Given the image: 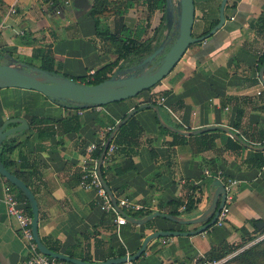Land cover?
Instances as JSON below:
<instances>
[{"label":"crops","instance_id":"crops-1","mask_svg":"<svg viewBox=\"0 0 264 264\" xmlns=\"http://www.w3.org/2000/svg\"><path fill=\"white\" fill-rule=\"evenodd\" d=\"M63 1L49 9L42 0H0V51L28 57L33 48L50 46L57 71L72 77L92 78L96 70L112 62L116 55L107 51L105 42L95 34L94 22L89 16L93 0L83 10L74 9L72 0ZM220 2L194 0V21L203 27L218 21ZM12 5L15 13L7 15ZM227 6L232 7L225 10ZM225 8L228 19L224 25L200 44L190 45L167 76L131 100L78 111L81 124L76 131L61 132L57 121L64 117L65 111L42 93L24 88H0V125L11 117L25 119L29 128L33 117L50 119L48 123L34 124L26 145L10 154L12 168L19 167L35 195L39 209L38 233L48 248L100 262L109 258L110 248L123 247L126 254H134L153 231L181 230V225L161 217L151 220L153 225L149 227L145 226L147 223L133 224L127 220L120 225L116 221L119 213L101 207L95 188L79 185L77 174L85 149L91 143L99 144L100 132L104 131L94 129L98 117L109 115L117 122L134 103L157 104L163 98L160 105L165 116L162 118L169 124H178L182 130L222 125L246 142L259 144V129L264 130V89L259 79L258 56L264 50V30L256 22L259 16L264 19V0H227ZM145 10L143 5L135 6L120 16L110 17L107 23L112 31L145 24ZM162 15L161 10L151 14L149 35ZM165 15L164 43L176 32L177 8L172 3L166 5ZM201 30L202 26L196 35ZM134 70L132 64L125 63L118 72ZM239 116L240 127L235 129L233 123ZM136 118L143 134L137 153L132 156L135 167L115 174L114 167L128 157L124 153L103 164L116 201L124 198L141 207L130 210L132 213L168 209L185 217L199 215L215 190L214 179L205 173L207 160L218 159L223 177L236 181L234 199L222 225L215 224L196 235L153 239L138 264H186L193 257L209 254L212 246L239 243L241 232L251 233L256 228L255 221H264V167L246 168L242 164L244 159L253 156L254 150L225 149L229 135L219 129L216 130L225 135L216 137L210 149L199 150V137L168 145L174 137L161 128L153 109H139ZM150 147L154 148L156 159L152 158ZM108 165L112 169L107 170ZM4 182L0 175V264H22L28 251L18 235L17 222L6 213ZM189 195L199 202L185 214L180 209L186 205ZM192 228L189 225L184 230Z\"/></svg>","mask_w":264,"mask_h":264},{"label":"water","instance_id":"water-1","mask_svg":"<svg viewBox=\"0 0 264 264\" xmlns=\"http://www.w3.org/2000/svg\"><path fill=\"white\" fill-rule=\"evenodd\" d=\"M226 2L227 0H221L218 12V21L209 30V32L204 35L193 36L192 27L195 20L194 0H179V16L177 20L175 39L170 43L169 47L166 50H164L165 43L163 42L150 54L142 58L134 67L135 70L137 68H141L139 72H136L134 70L135 72L129 73L125 76L114 73L109 78L99 83L86 84L63 78L39 67H30L25 63H20L22 68H17L13 66L12 62H7L0 64V88L15 87L32 89L52 99H58L84 106H101L107 103L123 101L125 99L134 97L142 91L153 87L156 83L167 76L177 64V62L182 58L185 51L190 45L205 40L224 25L226 20L224 13ZM71 4L74 9L83 10L89 7V0H72ZM170 4L171 1L167 0L166 5L168 6ZM162 52L163 54L161 59H159L156 64H154L153 60ZM148 64H150V66L148 67V69H145ZM263 75L264 64L259 70V79L264 84ZM142 108L153 109L159 124L163 128L173 133H177L183 136H191L219 129L227 133L233 139L237 140L244 147L250 148L254 151H264V145H251L226 126L208 125L194 130H182L174 125L167 123L161 116L159 106L155 103H142L138 105L137 108H132L124 118L116 122L115 126L113 127L103 144V148L97 162V174L99 175L102 187L105 189L107 195L109 196L112 206L121 216L125 218V220L133 224L144 225L156 217H161L179 225H192L195 227L189 230L153 231L143 239L141 246L134 254L124 255L121 257H113L100 262H91L59 253L53 251L45 244H43L38 233L39 209L33 191L22 179H20L17 175L11 173L4 166L0 158V175L5 178V180L14 185L19 191H21L28 201L32 217V234L40 252L45 255L76 264H113L123 262L126 259L134 261L138 259L142 255V253H144L148 242L153 239L161 237L196 235L206 231L208 228L215 225L217 216L224 205L226 197L224 185L219 179L213 180L215 190L209 200L207 207L199 215L194 217H185L183 215L153 211L143 217L135 218L131 215H128L117 206L116 198L114 197L111 189L101 175V163L109 143L113 140L120 127L133 114H136L137 111ZM28 127L29 125L27 121L21 117H11L5 119L0 125V145L7 138L16 135L17 133L27 129ZM254 225L257 229H261L264 227V221H255Z\"/></svg>","mask_w":264,"mask_h":264},{"label":"trees","instance_id":"trees-1","mask_svg":"<svg viewBox=\"0 0 264 264\" xmlns=\"http://www.w3.org/2000/svg\"><path fill=\"white\" fill-rule=\"evenodd\" d=\"M44 3L48 4V8L52 9L54 6L58 4H62L64 1L63 0H42ZM166 2L167 0H93L89 9V16L93 19L94 22V27H95V34L101 38L105 44L107 45L108 49H113V52L116 54V58L98 70L94 72V75L92 78L89 76H80V77H72L69 75H66L64 73H61L60 71H57L54 68L55 65V57L52 53V50L50 46H44V47H36L33 48L32 53L30 56L25 57V56H14L10 52H4L0 51V54H6L9 55L10 57H13L15 62H20V63H25L29 65L30 67H39L44 70H47L53 74H56L58 76H61L63 78H67L76 82H81V83H86V84H96L99 83L107 78H109L111 75H113L115 72L118 70H121L124 67V64L126 63L127 65H133L134 67L136 64L145 56L150 54L154 49H156L159 45H161L164 41V31L166 30V24L164 23L166 21V15H165V9H166ZM196 5V3H194ZM138 5H143L146 8V19H145V24L141 23L138 25H135L134 27H126L122 26L119 31H112L107 23V20L110 17L114 16H120L124 14L126 11L129 9L138 6ZM234 6V5H232ZM232 6H227L225 10L229 9ZM156 10H161L163 11V15L160 18V21L157 26H155L152 29L151 35H149V30H150V17L151 14L156 11ZM225 18L228 19V17L225 15ZM195 22V21H194ZM217 23V20L213 23H210L208 26L203 27L201 30V33L199 35L195 36H200L204 35L209 32V30ZM257 26L259 29L264 30V19H262L260 16L257 18ZM212 36V35H210ZM209 36V37H210ZM23 41L26 38V35L23 37ZM202 41L194 43L195 44H200ZM170 42L165 43V50L169 47ZM258 66H262L264 64V50L261 53V55L258 56ZM116 69V70H115ZM141 68H137L135 71L139 72ZM132 71V72H135ZM131 72V71H130ZM137 97H131L125 100H131L132 98ZM49 98V97H47ZM51 101L55 102L59 106H61L64 111L65 115L64 117L60 120L57 121L58 127L60 128L61 132H71V131H76L80 127L81 124V117L78 115V111L85 110L87 108H93L96 106H84V105H77L71 102H66L58 99H52L49 98ZM124 101V100H123ZM154 103V102H153ZM156 104V103H155ZM140 103H134L133 108H137ZM158 105V104H157ZM160 109L161 116L164 115V109L161 105H158ZM125 115L122 117L124 118ZM121 118V119H122ZM120 119V120H121ZM158 121V120H157ZM39 122H50V119H44V118H37L33 117L31 121V126L30 128L28 127L25 130H22L21 132L17 133L14 136H11L4 140L2 144L0 145V158L2 160V163L4 166L13 174L17 175L20 179H22L26 184L27 181L24 178V174H22L19 171V167L17 168L15 166V169L12 168L13 161L10 159V154L17 148L19 147H24L29 139V136L31 134L32 128H34V124L39 123ZM159 123V122H158ZM116 124V121L110 117L109 115H104L101 117H98L94 121V129L96 131L100 130H106V128L110 127L113 128ZM240 116L237 117L236 121L233 123V128L238 129L240 127ZM174 125L178 128H181L180 125L178 124H171ZM165 131L171 133L174 137V141L170 142L168 145H174L176 143H184L186 142L187 138H192V137H199L200 140V145H199V150H205V149H210L213 146L214 140L216 137L221 135L222 132L219 130L216 131H209V132H204L195 136H183L179 135L173 132L168 131L167 129L161 127ZM40 130V129H39ZM41 131V130H40ZM110 131L105 132V138L108 137ZM39 136L42 137V133L40 135V132H38ZM143 134V128L140 125L139 121L136 118V114H133L118 130L116 135L114 136L112 143L116 146V149L114 151V154L112 156V160L115 158V155L124 153L128 157L125 161H123L121 164L116 165L114 167V172L115 174L119 175L122 174L130 169H133L135 166L134 161L132 160V156L136 155L137 153V146L139 145L140 137ZM238 135V133H236ZM222 135H225L222 133ZM259 135L261 141L259 142L258 145H254L249 142V144L254 145V146H262L264 145V130L259 129ZM248 143V142H247ZM98 149L94 152V156L99 158V155L102 151L103 146L98 145ZM225 149L232 150V151H238L240 149H244L245 147L240 144L237 140L233 139L232 137H227L226 136V142H225ZM150 153L153 159H156V152L153 147H150ZM219 160L218 159H211L206 161V166L208 168L209 175L211 178L215 179H220L223 174L220 171L219 168ZM242 164L246 168H257L261 169L264 167V151H254L253 156L244 159L242 161ZM16 165V164H15ZM112 169L109 165L107 166V170ZM101 175L105 182H107L106 178V167L103 165L101 166ZM5 183L11 186L17 193V196L20 200L26 203V207L31 214L30 207L28 204V201L26 200L25 196L21 191H19L14 185H12L10 182L5 180L3 178ZM77 179H80V172L77 174ZM118 202V201H117ZM199 202V199L193 198L190 195L188 196V201L186 202V205H184V212L185 214L189 213L193 208H195L196 204ZM172 203H168V205H171ZM181 203H177L176 205H180ZM125 213L127 212L128 214L131 215H137L139 217H143L147 214H150L151 211L150 209H144L136 213H132V211L128 209H124ZM167 213H172L176 215H180L179 212L173 210L169 211L168 209L166 210ZM153 222H148L145 226L149 227L152 226ZM184 225L180 226L181 230H184ZM257 230V228H256ZM243 231V229H241ZM245 231V230H244ZM241 241L244 242L248 237H250L249 232H241ZM167 238V237H165ZM239 242V243H240ZM237 244H227V243H221L217 247H211V251L209 254L205 255L207 258H220L223 256L228 255L231 252H234L235 249H237ZM53 251H56L54 249ZM57 252V251H56ZM251 250L248 249L247 251H243L239 253L238 255L236 254L233 259H231L230 263L235 260V258L238 260L241 259L242 255H248ZM126 255V251L123 247H117V248H110V252L107 254L109 258L113 257H121ZM143 255V253H142ZM107 258V259H109ZM139 259V258H138ZM138 259L134 260V264H138L137 261ZM236 260V261H237ZM239 260L237 262H239ZM187 264V263H186Z\"/></svg>","mask_w":264,"mask_h":264},{"label":"built area","instance_id":"built-area-1","mask_svg":"<svg viewBox=\"0 0 264 264\" xmlns=\"http://www.w3.org/2000/svg\"><path fill=\"white\" fill-rule=\"evenodd\" d=\"M15 13V7L12 5L8 9L9 14ZM2 26V25H1ZM264 79V75H263ZM261 87L264 89V84L261 82ZM258 94H260V91H258ZM163 100V98H159L158 105H160V102ZM113 128H106L105 131L100 132V145L103 146L106 138H105V132L110 131ZM99 144L97 143H91L88 145L85 149L84 153V159L81 164V167L79 169L80 172V179H79V185L84 188L93 187L97 190L99 196H100V204L103 209H112L115 210V208L112 206L109 196L107 195L105 189L102 187V184L99 179V175L97 174V162L98 158L94 156V152L98 149ZM116 149V146L112 143V141L109 143L104 158L102 160L101 166L104 163H108L112 160V156L114 154V151ZM206 174L209 175L208 171H205ZM225 188L226 191V197L223 207L221 208L215 224L222 225L225 220L227 219V215L229 212L230 204L232 200L234 199V186L236 184V181L233 179L221 177L219 179ZM4 197L3 200L6 204V213L8 216L12 217L18 224V235L25 243V246L28 251V256L26 260L22 264H76L73 262H69L66 260L58 259L52 256H48L43 254L39 251L32 234V217L29 213L26 203L20 200L17 196L16 191L6 184L4 182ZM117 206L121 208L122 210L128 209V210H140L141 207L136 204L130 203L127 199H120L117 202ZM184 206L181 207L180 210H183ZM118 224H124L125 218L118 214V217L116 219ZM236 252H232L226 256L220 257V258H207L205 255L196 256L193 257L187 264H229L230 259L232 256H234ZM128 255V254H126ZM128 258V256H127ZM113 264H134L133 261L126 259L123 262L119 263H113Z\"/></svg>","mask_w":264,"mask_h":264},{"label":"rangeland","instance_id":"rangeland-1","mask_svg":"<svg viewBox=\"0 0 264 264\" xmlns=\"http://www.w3.org/2000/svg\"><path fill=\"white\" fill-rule=\"evenodd\" d=\"M170 1H171L172 5H174L175 9L177 8L176 20H178L179 0H170ZM176 26H177V21H176ZM201 26L203 28V25L201 23H199L197 21L194 22L193 27H192V35L193 36L196 35V32H198L200 30ZM171 37H172V39L169 41L170 43L175 39L176 32H174ZM113 49H115V47H113L111 49H107V51L114 53ZM163 52L160 53L153 60L154 64H156V62L159 59H161ZM115 58H116V56H115ZM7 62H12L13 66H15L17 68H22V66L20 65V62H15L13 57H10L6 54H0V64L1 63H7ZM149 66H150V64H148L145 69H148ZM115 73L120 74L121 76H125V75L129 74V73H124L123 71L122 72L117 71ZM130 73H133V72H130ZM187 226H189V225H184V227H186V228H187ZM192 227H195V226H192ZM186 228H184V229H186ZM249 235H250V237H248L243 243L242 242L239 243V245L237 246V249L234 250V252H236V253L234 254V256H232L231 259H233L236 254L238 255L239 253H241L243 251H247L248 249L251 250V252H250L251 254L242 255L241 259L240 260L238 259L239 262H237L238 260L235 258V260L229 264H264V227L261 229H257V230H256V228H254L253 231ZM231 259H230V261H231Z\"/></svg>","mask_w":264,"mask_h":264}]
</instances>
